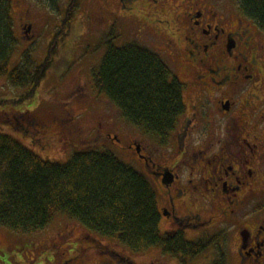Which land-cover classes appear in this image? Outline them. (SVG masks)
Listing matches in <instances>:
<instances>
[{
	"label": "flooded vegetation",
	"instance_id": "af4514ba",
	"mask_svg": "<svg viewBox=\"0 0 264 264\" xmlns=\"http://www.w3.org/2000/svg\"><path fill=\"white\" fill-rule=\"evenodd\" d=\"M120 1L151 2L166 17L156 29L168 59L154 51L185 106L168 136L128 143L164 197L165 233L204 241L199 264H264V32L239 0ZM187 230L201 237L188 241Z\"/></svg>",
	"mask_w": 264,
	"mask_h": 264
},
{
	"label": "trees",
	"instance_id": "16d2710c",
	"mask_svg": "<svg viewBox=\"0 0 264 264\" xmlns=\"http://www.w3.org/2000/svg\"><path fill=\"white\" fill-rule=\"evenodd\" d=\"M81 1L70 0L67 4L66 18L42 63H34L27 55L19 67L10 71L17 42L11 15L13 4L12 0H0V77L8 76L15 88H29L22 99L0 98V106L15 107L33 99L55 63L62 38L71 32ZM239 2L241 12L264 32V0ZM112 40L107 39L108 48L92 73L95 87L145 135L154 139L168 136L185 108L171 67L148 47L136 42L118 47ZM12 112L17 115L7 121L25 136L32 135L36 142L40 136L37 120L29 111ZM58 215L68 216L133 253L159 247L182 264H194L200 253L202 259V253L209 248L204 241L189 243L181 236L163 233L153 185L113 152H77L66 163L49 162L11 135L0 133V225L18 233L40 231ZM111 247L106 244L101 253L121 264H135L129 255Z\"/></svg>",
	"mask_w": 264,
	"mask_h": 264
},
{
	"label": "rangeland",
	"instance_id": "374dc122",
	"mask_svg": "<svg viewBox=\"0 0 264 264\" xmlns=\"http://www.w3.org/2000/svg\"><path fill=\"white\" fill-rule=\"evenodd\" d=\"M69 1L12 0L11 15L17 42L10 71L19 67L27 55L36 64L47 58L50 43L66 18L64 12ZM150 3L149 6L128 3L125 8L120 0H82L71 32L62 38L64 41L55 63L33 99L15 107L0 106V133L11 135L45 161L66 163L77 152L108 150L140 171L128 143L131 140L141 142L142 138L150 141L152 137L126 121L119 109L97 91L92 73L108 48L107 39L112 38L115 46L136 42L157 50L168 59L167 46L161 38L159 40L160 33L156 29L165 24L166 17L156 12ZM27 33L32 36L30 40ZM28 89L15 88L9 83L8 76L0 77L2 99H22ZM13 110L29 111L37 120L40 136L36 142L32 135L25 136L7 121L8 117L17 115ZM149 181L155 187L161 206L164 197L153 181ZM159 227L163 233L173 230L172 224L164 218L160 219ZM200 237L201 232L197 230H187L185 234L188 241ZM106 244L129 255L135 264H182L159 247L133 253L117 246L115 241L90 232L66 215L56 216L43 230L28 233L14 232L0 225V264H78L76 259L82 253L84 264H121L111 255L101 253ZM200 262L201 258H197L192 263Z\"/></svg>",
	"mask_w": 264,
	"mask_h": 264
}]
</instances>
